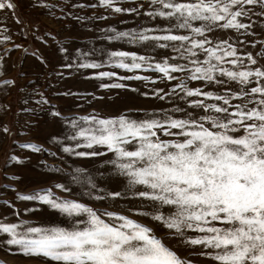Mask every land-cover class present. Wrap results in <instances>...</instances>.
Segmentation results:
<instances>
[{"label":"snow or ice","instance_id":"6c2138e0","mask_svg":"<svg viewBox=\"0 0 264 264\" xmlns=\"http://www.w3.org/2000/svg\"><path fill=\"white\" fill-rule=\"evenodd\" d=\"M38 2L45 7H53L45 0ZM99 3L113 7L116 12L135 11L123 9L113 0H99ZM160 3L168 11L161 10L158 15L175 17L177 22L172 27L185 29L188 34H175L171 29H165L162 35L149 36L144 33L150 30H142L138 36L125 31L116 32L115 37L109 38L131 36L130 42L137 39L152 41L161 48H167L168 42H179V48L173 47V51L184 59L194 57L188 61L191 70L187 64L169 62L168 57L153 64L150 57L136 52L113 51L109 59L115 58L118 67L131 70L146 65L155 67L169 80L175 79L172 72H181L192 80L222 85L225 81L217 79L216 73H219L221 77L243 85L255 81V86L248 92L243 89L232 92L225 88L224 95H219L178 83L173 88H179L186 97L199 96L223 102L221 105L204 99H188L189 105L203 109L205 114L195 116L187 113L186 118H175L167 112L162 115L153 112L143 119H132L123 113L104 118L95 114L69 118L57 111L54 105L50 115L70 124L75 133L65 137L74 143L65 145L64 152L78 157L101 154L77 151L82 146L78 138H82L84 146H106L114 154L107 163L114 165L113 171L126 178L133 196L150 202L142 206L148 211L141 208L131 211L159 222L166 229L164 236L158 237L152 228L116 211L103 210L104 217L113 218V223L106 222L98 214L99 209L77 200L61 198L51 188H44L30 195L17 193V197L43 202L72 222L66 227H34L24 220L18 223L0 220V232L8 236L7 246H17L18 251L29 257L44 258L46 264L47 261L54 264H193L192 260L181 257L165 243L167 239H174L178 247L200 246L199 255L217 264H264V65L241 67L243 60L234 45L226 39L213 44L204 35L214 28L244 29L247 32L252 24L243 23L239 18L255 15L252 11L254 6H259V15L264 16V0H160ZM15 8L14 0H0V10ZM185 42L190 46L185 48ZM260 43L264 45V41ZM194 49L204 53L203 62ZM60 51L65 52L66 49L61 47ZM259 55L264 57V49ZM245 56L249 64L257 63L251 53H245ZM129 57L131 61L125 62ZM225 57L231 59L226 60ZM40 59L43 60L42 57ZM2 61L0 57V67ZM222 64L236 66L239 70L222 67ZM97 66L95 63L79 65L84 68ZM61 67L71 68L72 65L66 63ZM93 75L114 77L117 74L99 72ZM133 78L145 79L139 75L123 79ZM14 83L12 79L0 81L5 86ZM100 87L127 85L100 84ZM160 91L157 89L152 95ZM249 96L251 99H247ZM233 97L241 98L242 103L230 105L229 100ZM158 98L162 100L164 96ZM6 107L0 105V111ZM174 110L183 111L180 108ZM210 111L218 115H209ZM0 132L10 134L11 130L4 124L0 125ZM157 132H163L170 138L161 139ZM51 140L61 142L57 136H52ZM130 143L132 150L127 147ZM22 147L37 152L44 150L35 143H25ZM11 159L19 161L20 158L12 156ZM76 179L74 176L73 180ZM88 184L91 189L85 191L90 196L103 191L97 189L91 178ZM136 185L144 186V190H135ZM55 187L68 190L63 184ZM121 195L120 191L106 192L104 196L94 195V199L103 201L106 196L115 198ZM164 206L169 208L167 214L161 211ZM188 230L196 234L189 235Z\"/></svg>","mask_w":264,"mask_h":264},{"label":"rangeland","instance_id":"374dc122","mask_svg":"<svg viewBox=\"0 0 264 264\" xmlns=\"http://www.w3.org/2000/svg\"><path fill=\"white\" fill-rule=\"evenodd\" d=\"M14 2L15 10H0V37H9L7 40L0 39V57L3 58L0 81H15L8 86L0 84V105H7L0 111V125L7 124L11 130L10 134L0 132V220L12 223L24 220L34 227L68 226L72 221L59 211L51 209L43 202L17 197V193L30 195L38 189L51 188L56 196L77 200L99 209L98 214H101L106 222L113 223V218L104 217L103 210L116 211L152 228L158 237L164 236L166 229L161 227L159 222L131 211L133 208L148 211V208L142 206L150 202L133 196L126 178L113 171L114 165L107 161L111 160L114 154L108 151L106 146L93 145L88 148L84 146L83 139L78 138L82 146L76 149L77 151H95L101 154L78 157L63 151L65 145L74 143L65 137L75 133L70 124L50 115L52 106L69 118L89 114L104 118L123 113L132 119H143L153 112L160 115L167 112L175 118H186L187 113L195 116L205 114L203 109L189 105L188 99H204L208 103L221 105L223 102L199 96L186 97L179 88L174 89V85L183 82L189 88H200L224 95L225 88L231 89L232 92L241 89L248 92L255 86V81L243 85L216 73L217 79L225 81L222 85H216L215 82L209 83L206 80H192L186 73L181 72H172L175 79L169 80L155 67L149 68L146 65L131 70L118 67L115 58L109 59L113 51L136 52L138 55L150 57L153 64L168 57L169 62L187 64L188 70H191L188 61L194 57L184 59L173 51V47L179 48V42H168L167 48H161L152 41L137 39L136 42H130L131 36L109 38L115 37L116 32L125 31L138 36L142 30H150L144 33L149 36L162 35L165 29H171L175 34H188L185 29L172 27L177 22L175 17L158 15L161 10L168 11L160 0H113L115 5L123 9H135L122 12L101 5L99 0H45L46 4L53 5L51 8L39 4L38 0ZM252 11L255 15L250 18H239L243 23L252 24L247 32L244 29L214 28L212 32L204 33L213 44L220 39L228 40L243 60L241 67L247 68L264 65V57L259 55L264 49V45L260 43L264 41V16L259 15V6H254ZM194 24L199 26L198 22ZM189 46L185 42V48ZM61 47L66 51L61 52ZM194 51L203 62L204 53L195 49ZM245 53H251L257 63L249 64ZM130 61L129 57L125 62ZM66 63L72 67H61ZM87 63H95L98 66L79 67ZM221 66L239 70L236 66L228 64ZM99 72H115L117 75H93ZM136 75L145 79H123ZM100 84H124L127 87L101 88ZM157 89L162 91L152 95ZM69 92L72 95H65ZM158 96H164V99L161 100ZM247 99H251V96ZM45 100L47 102H44ZM240 103L241 98L233 97L229 100L230 105ZM175 108L183 111L177 112ZM229 111L231 112V108ZM208 114L218 115L214 111ZM157 135L161 139L170 138L163 132H157ZM52 136H57L61 142L52 141ZM25 143L41 145L44 150L37 152L24 148L22 145ZM127 147L132 150L133 146L130 143ZM12 156L19 157V161L11 159ZM74 176L77 177L76 180H73ZM89 178L97 189L103 190L94 192V195L104 196L106 192L113 191H120L122 195L115 198L106 196L103 201L94 199V195L90 196L85 191L91 189ZM56 184H63L68 190L56 188ZM135 190H144V186L136 185ZM161 211L167 214L169 208L164 206ZM188 234L196 233L188 230ZM7 238V234L0 232V264H46L44 258L29 257L18 251L17 246H7ZM165 243L181 257L192 260L193 264H217L216 261L199 255L202 250L200 246L178 247L174 239H167ZM47 264L54 262L47 261Z\"/></svg>","mask_w":264,"mask_h":264}]
</instances>
